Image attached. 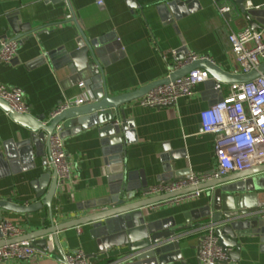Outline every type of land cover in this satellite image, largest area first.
<instances>
[{
  "label": "crops",
  "instance_id": "0c3cea01",
  "mask_svg": "<svg viewBox=\"0 0 264 264\" xmlns=\"http://www.w3.org/2000/svg\"><path fill=\"white\" fill-rule=\"evenodd\" d=\"M163 1L166 0H69L81 28L89 37L107 34L115 37L104 46L102 55L105 85L110 95L134 91L168 77L178 62L175 51L183 43L189 53L209 55L227 71L238 69L228 35L249 26L244 17H238L229 0H199L201 7L198 10L174 23L162 20L155 10V5ZM133 2L137 6H133ZM220 2L233 5L232 21L218 13L216 6ZM247 5L261 7L264 0H247ZM12 12H18L23 22L45 30L37 37L19 41L18 53L12 63L0 62V84L22 90L29 113L35 117L46 115L49 119L61 105L77 100L83 102L87 93L85 80L73 77L66 66L54 67L49 60L32 64L46 52L62 45L68 49L76 47L79 31L69 21L67 0H0V24L7 25L5 16ZM220 97L221 93L206 81L199 83L191 96L179 98L173 106L144 107L138 100L127 104L125 115L134 121L136 135V141L127 146L128 166L146 170L149 185L159 181L156 175L162 172L165 155L179 158L176 169L212 172L216 168L213 135L202 132L200 113L218 102ZM27 132L0 107V140L12 139L15 143L25 138ZM66 133L65 150L72 169L70 179L61 184L53 201L56 223L96 211L80 208L86 202L107 195L109 190L97 128ZM44 160L50 167L46 140L41 153L37 155L33 150L31 158L17 156L11 159L1 154L0 199L11 198L23 204L31 202L35 196L32 182L46 169ZM205 202V191H201L198 197L180 203H161L146 211L151 219L173 217L178 226H185L184 213ZM2 215L25 233L51 225L46 207L29 215L15 212H3ZM199 230L191 228L180 233L183 259L174 264H199ZM57 235L59 247L56 245L53 254H38L28 261L4 264H60L55 256L76 250L84 251L94 264H115L117 255L125 250L113 248L100 253L87 226L64 230ZM260 256L258 247L254 248L252 260L242 252V264H260L257 261Z\"/></svg>",
  "mask_w": 264,
  "mask_h": 264
},
{
  "label": "water",
  "instance_id": "95a60500",
  "mask_svg": "<svg viewBox=\"0 0 264 264\" xmlns=\"http://www.w3.org/2000/svg\"><path fill=\"white\" fill-rule=\"evenodd\" d=\"M229 1L234 5L238 17H244L249 27L264 26V5L249 7L247 0ZM67 2L70 8L69 21L79 31L75 40L76 47L68 49L66 45H62L46 52L32 64L49 60L54 67L66 66L73 77L85 80V100L80 105L74 102L61 105L56 110L57 114L47 119L46 115L35 117L30 113H18L0 98L1 109L28 130L26 137L15 143L12 139L0 140V155L4 154L11 159L17 156L31 158L33 150H36L37 155L41 153L45 140L49 144L50 136L58 125L62 126L63 138L67 131L76 133L95 126L102 145L108 194L86 202L80 208L96 211L56 223L53 201L63 183H59L57 172L47 167L48 163L44 160L46 169L32 182L35 191L32 201L23 204L16 203L11 198L0 199V220L5 219L3 212L29 215L46 207L51 225L7 240L2 239L0 246L31 240L38 253L46 254L48 235H53L54 243L59 247V232L87 226L88 234L96 242L100 253L113 248H125L117 255L115 264H174L183 259L180 233L213 224L218 245L226 257L216 264H242V252H245L248 260H252L255 247H258L261 255L257 261L264 264V165L232 172L175 192L142 197L148 192L149 178L146 170L128 166L127 146L136 141V135L134 121L125 115L127 104L141 98L155 87L175 81L196 69L206 70L210 75L208 81L213 86L218 83H249L264 74V59L258 69L248 73H234L217 65L209 55H204L174 69L164 79L134 91L110 95L105 85L102 55L104 46L115 37L113 34L89 37L81 28L69 0ZM133 6H137V3L133 2ZM200 7L199 0H166L157 3L155 10L162 20L174 23ZM231 13L232 11L224 14L229 21L233 20ZM5 19L8 26L0 24V40L27 41L45 30L43 27H33L30 23L23 22L18 12L6 15ZM175 53L177 61L181 62L189 51L183 43ZM13 61L14 59L10 63ZM178 159L169 155L162 157V172L156 175L159 181L183 180L190 174V171L176 169ZM198 190L205 191L206 202L184 213L187 223L185 226H178L173 217L151 219L150 213L146 211L150 206L166 203L175 197ZM45 220L46 218L43 222ZM59 250L62 252V249ZM55 258L60 264H67L64 253Z\"/></svg>",
  "mask_w": 264,
  "mask_h": 264
},
{
  "label": "built area",
  "instance_id": "2783aa9c",
  "mask_svg": "<svg viewBox=\"0 0 264 264\" xmlns=\"http://www.w3.org/2000/svg\"><path fill=\"white\" fill-rule=\"evenodd\" d=\"M233 8L229 2H220L216 6L221 15L233 11ZM228 41L235 61L239 65L234 73H248L258 69L264 59V26L245 27L239 31H233L229 33ZM18 48V40H1L0 61L10 63L17 56ZM166 58L164 56L165 60ZM200 58L202 57L197 54L189 53L183 61L176 63L173 70ZM209 79L210 75L206 70L196 69L175 81L155 87L137 100L144 107L173 106L179 98L191 96L199 83ZM80 86L83 84L81 83ZM214 88L221 93V97L215 105L200 113V123L203 133L213 135L216 168L209 173L190 172L183 180L158 181L150 185L148 192L143 196L175 192L232 172L264 165V74L249 83H218ZM0 98L6 101L12 110L22 114L29 113V105L19 88L0 84ZM81 103V100L76 101L77 105ZM56 114L57 111L53 112L51 117ZM61 132L62 126L58 125L50 136L48 149L50 168L57 172L59 183H64L71 177L72 163L66 153ZM200 193L201 190H198L175 197L168 202L180 203L185 199L198 197ZM198 228H200L199 264H216L217 261L224 260L226 257L218 245L215 226L206 224ZM24 233L22 228L12 221L0 220V240H7ZM55 251L56 245L53 235L50 234L47 236L46 254L42 255H51ZM38 254L40 253L32 246L31 240L6 244L0 246V264L28 261ZM64 259L67 264H94V261L82 250L66 253Z\"/></svg>",
  "mask_w": 264,
  "mask_h": 264
}]
</instances>
